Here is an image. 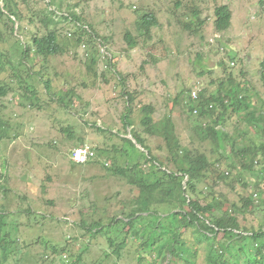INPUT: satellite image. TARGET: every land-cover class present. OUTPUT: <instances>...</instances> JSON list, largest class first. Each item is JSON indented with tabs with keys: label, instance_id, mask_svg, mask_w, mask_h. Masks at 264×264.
<instances>
[{
	"label": "rangeland",
	"instance_id": "374dc122",
	"mask_svg": "<svg viewBox=\"0 0 264 264\" xmlns=\"http://www.w3.org/2000/svg\"><path fill=\"white\" fill-rule=\"evenodd\" d=\"M14 1L19 3L23 17L22 32L21 35L17 33L19 23H14L15 38H12L11 24L1 20L0 52L11 51L16 38L31 51V37L36 35L37 22L47 12L46 8L56 11L59 7L60 12L56 11V15L70 11L77 13L99 37L106 38L107 52L115 61L116 71L126 78V90L137 92L131 112L134 128L138 127L140 117L136 103L151 104L154 119L170 116L176 135L183 145L189 146L195 139L192 138V127L196 114L188 119L182 104H174L176 97L185 102L188 93L193 91L216 94L219 83L225 82L229 73L234 74L232 79L237 82L246 80L253 90L263 91L264 0H50V3L54 2L53 6H48L49 0H30L28 5ZM176 1L180 2L179 9L174 6ZM220 5H227L231 11L230 27L225 32H216L213 27V11ZM0 7H3L2 2ZM192 11L206 20L200 34L188 33L178 23L182 18H191ZM143 12L154 13L159 25L152 29L150 40L143 42L140 37L135 38L138 47L130 50L123 37L126 33L136 35L135 22ZM31 14L35 24L29 19ZM60 21L57 29L62 38L67 26H73ZM215 36L219 38L214 40ZM212 39L214 41L210 42ZM11 54L10 65L17 66L18 53ZM29 55L34 75L26 81L37 91V104L30 105L23 97L29 93L19 89L15 79H12L15 81L12 83L14 92L0 98V123L4 124V130L0 132V213L4 220L10 219V223L15 224L14 229L8 227L10 241L19 245L15 253L18 262L13 259L7 264H65V258L74 259L88 244V239L82 235V224L91 219L105 220L112 214L127 213L132 198L137 195V191L123 178L108 171L104 164L110 166L112 160L116 165L125 160L128 164L141 156L139 151H146L131 138L130 129H123L124 99L119 94L116 79L101 77V66L96 68V75L88 73L84 61L78 58H84L85 54L80 55L79 51L76 56L68 53L49 57L43 62L40 57L33 56L32 51ZM228 55L235 56L234 63ZM106 59L109 58L105 56L102 61L107 62ZM144 60L149 63L144 71H140ZM28 62L31 65L29 57ZM9 70L12 69L7 67L6 72L0 73V82L10 81ZM35 72L42 76L41 81L35 77ZM46 78L50 84L47 95L41 84ZM70 88L75 96L69 110L50 101ZM62 127L69 131L61 133ZM96 127L109 132L103 133ZM68 133L74 137H67ZM121 138L134 142L137 150L127 144L123 146L127 153H113L111 146L119 147ZM80 142L96 149V161L86 165L71 162L70 152L81 145ZM163 142L158 137L146 138L147 146L160 162H165ZM97 149L108 152L98 153ZM206 153L210 160H215V155ZM140 164L144 165L142 161ZM149 165L151 163L144 165L146 172ZM234 175L232 172L229 179ZM211 182L209 179L199 187L202 196H197L198 199L206 195L205 186ZM214 191L231 195L230 188L222 184H216ZM252 222L253 219L247 216L241 224ZM37 236L40 238L36 240ZM95 240L96 243L82 253V263L103 260V255L109 252L102 237ZM51 246H57L61 255H52ZM63 248L66 249L62 254ZM203 258L201 255L197 264H203ZM103 264H112V261ZM118 264L127 263L122 260Z\"/></svg>",
	"mask_w": 264,
	"mask_h": 264
},
{
	"label": "trees",
	"instance_id": "16d2710c",
	"mask_svg": "<svg viewBox=\"0 0 264 264\" xmlns=\"http://www.w3.org/2000/svg\"><path fill=\"white\" fill-rule=\"evenodd\" d=\"M20 1L24 5L30 2ZM0 2L3 4V7H0V21L11 24L12 38H15L13 25L18 22L17 33L21 35L20 23L23 17L19 3L14 0ZM48 3V6H53L54 2L50 3L49 0ZM174 6L179 9L180 2L176 1ZM45 11L47 12L42 14L37 22V36H32L30 40L33 56L40 57L43 62L49 57L68 53L76 56L79 51L80 55L85 54L84 58H78L84 61L88 73L96 75V68L101 66V77L116 79L120 88L119 94L124 99L125 111L121 117L123 129H130L131 138L146 151L144 153L138 150L141 156L128 164L126 160L120 165H116L114 160L110 162V166L108 163L104 164L108 171L123 178L137 191V195L132 198L131 208L127 213L112 214L105 220L91 219L89 223L82 224V235L88 239V244L74 259L67 257L65 262L84 264L82 253L96 243L95 239L102 237L109 252L103 255V260L98 259L93 264L110 261L112 264H118L122 260L127 264H197L201 255L204 257L203 264H264V74H261V92L250 88L246 80L237 82L232 79L234 74L229 73L228 79L219 83V91L216 94L205 95L204 91H200L194 99L192 93H188L185 102L176 97L174 104H182L188 119L196 114L192 127V138L195 139L191 145H183L175 133V125L170 116L164 115L160 119H154V108L151 104L136 103L140 117L138 127L134 128L131 112L137 92L126 90V78L117 73L114 59L102 61L105 57L101 54V48L109 50L106 38L99 37L92 26L84 24L75 12L56 15V11L60 12L59 7L56 11L47 8ZM213 16L216 32H225L230 27L231 11L227 5L216 6ZM29 19L35 24L33 14ZM60 19L65 25L73 26H67L62 38L57 29L61 23ZM178 23L182 30L195 35L200 34L206 20L200 18L198 12L192 11L191 18H182ZM158 25L154 13H140L135 22L136 35L133 37L126 33L123 37L128 48L133 50L138 47L135 38L140 37L143 42L150 40L152 29ZM15 41L11 51L0 52V73L6 72L7 67L12 69L8 75L10 81L0 82V98L14 92L12 83L15 84V81L12 79H15L18 88L29 93L23 97L29 100L30 105L35 106L39 96L33 85L26 81L34 75L31 71V51L17 38ZM12 52L14 55L18 53L17 66L10 65ZM228 59L231 63L235 62L234 55H228ZM148 63L144 60L140 71H144ZM219 65L223 66V63L220 62ZM35 73V77L41 81L42 76L39 72ZM48 79L41 83L46 95L50 91ZM74 96L75 92L70 88L62 92V96L57 95L50 101L69 110ZM3 126L4 124L0 123V132L4 130ZM96 130L109 132L99 127H96ZM66 131H69L67 127L60 128L61 133ZM110 133L118 137V134ZM70 134L72 133H68L67 137H74ZM147 137L163 139L165 162H160L152 154L146 144ZM127 144L137 150L135 144L126 138H121L119 147L112 145L110 149L113 153H127L123 149ZM92 149L96 161L97 152L94 147ZM97 151L108 152L106 149ZM207 151L210 155H215V160H210ZM141 161L144 165L151 163L148 172L144 170L145 166L140 164ZM222 167L225 169L222 170ZM232 172L235 175L229 179ZM209 179L212 182L205 186L207 193L200 200L197 198L202 196L199 187ZM216 184L226 185L230 188L231 195L215 192ZM1 216L3 214L0 213V264H7L13 259L18 262L15 253L19 245H14L16 241H10L11 231L8 230V227L14 229L15 224ZM247 216H250L253 222L242 225L241 222L246 221ZM218 235L221 237L218 238ZM38 238L40 236H37L36 240ZM42 244L47 245V242ZM56 247H50L51 254L61 255ZM65 249H62V254Z\"/></svg>",
	"mask_w": 264,
	"mask_h": 264
},
{
	"label": "built area",
	"instance_id": "2783aa9c",
	"mask_svg": "<svg viewBox=\"0 0 264 264\" xmlns=\"http://www.w3.org/2000/svg\"><path fill=\"white\" fill-rule=\"evenodd\" d=\"M101 54L103 57L110 58V55L106 51L105 48H101ZM192 97L194 99L197 98V92H192ZM94 158V152L91 149V147L87 144L81 145L79 147H76L71 152V160L75 162L76 164H85L89 161H91Z\"/></svg>",
	"mask_w": 264,
	"mask_h": 264
},
{
	"label": "clouds",
	"instance_id": "9594fccd",
	"mask_svg": "<svg viewBox=\"0 0 264 264\" xmlns=\"http://www.w3.org/2000/svg\"><path fill=\"white\" fill-rule=\"evenodd\" d=\"M12 20H13V18H12ZM215 37H218V36H215ZM212 41H213V39H212L210 42H212ZM110 58H111V56H110ZM110 58H109V59H110ZM193 92H194V91H193ZM197 94H198V93H197ZM82 145H84V144H82ZM79 146H81V145H79ZM79 146H76V147H79ZM76 147H74V148H76ZM90 147H91V146H90ZM74 148H73V149H74ZM73 149H72V150H73ZM91 149H92V147H91ZM72 150H71V152H72ZM92 150H93V149H92ZM71 152H70V160H71ZM93 152H94V150H93ZM94 160H95V157H94L91 161H89V162H87V163H85V164H76V163L73 162L72 160H71V162L74 163V164H76V165H86V164H88V163H90V162H92V161H94Z\"/></svg>",
	"mask_w": 264,
	"mask_h": 264
},
{
	"label": "water",
	"instance_id": "95a60500",
	"mask_svg": "<svg viewBox=\"0 0 264 264\" xmlns=\"http://www.w3.org/2000/svg\"><path fill=\"white\" fill-rule=\"evenodd\" d=\"M134 143V142H133Z\"/></svg>",
	"mask_w": 264,
	"mask_h": 264
}]
</instances>
